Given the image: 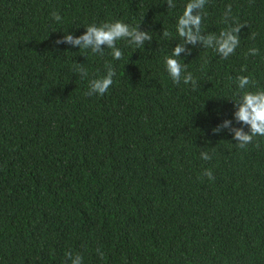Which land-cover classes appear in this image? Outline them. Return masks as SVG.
Returning a JSON list of instances; mask_svg holds the SVG:
<instances>
[{"label": "trees", "instance_id": "trees-1", "mask_svg": "<svg viewBox=\"0 0 264 264\" xmlns=\"http://www.w3.org/2000/svg\"><path fill=\"white\" fill-rule=\"evenodd\" d=\"M187 2L0 0V264H65L68 251L82 264H264V137L241 149L212 131L226 119L249 131L232 99L240 75L264 90V0H207L204 35L247 26L227 59L186 45L195 89L165 65ZM115 21L152 40H118L120 60L55 43ZM106 64L113 84L86 95Z\"/></svg>", "mask_w": 264, "mask_h": 264}, {"label": "clouds", "instance_id": "clouds-1", "mask_svg": "<svg viewBox=\"0 0 264 264\" xmlns=\"http://www.w3.org/2000/svg\"><path fill=\"white\" fill-rule=\"evenodd\" d=\"M169 8H174L175 4L173 0H167ZM207 0H188L184 6L182 15L178 17L176 30L179 37L182 38V43H178L171 52V55L165 57V65L168 74L171 76L174 83L179 84L183 79L184 84L191 83L195 89L197 81L194 79L191 72H187L186 75H182L185 72V66L181 65L177 57H181L182 53L188 51L186 45H195L198 42L203 44L204 48H212L221 58L227 59L232 55L240 43L241 29L246 24L236 23L234 26L220 31L219 35L208 33L204 35L201 29L203 16L206 13L203 12L204 6ZM231 15V5L227 6V10L224 13V22L228 23V18ZM52 17L60 21L61 16L58 12H53ZM170 33L167 30L163 31L162 38H167ZM256 33H251V38L254 39ZM127 40L130 45L142 47L145 41H151L152 37L148 31H141L140 27H132L123 23L122 21L105 22L97 25L95 23L86 27V32L80 36H74L71 33L64 35L63 39L56 40V44L68 43L73 46H79V48L90 49L92 53H99L103 55L102 46L106 45L111 49V55L114 59L120 60L123 56L122 51L117 47L116 42L118 40ZM259 49H249V54L257 55ZM190 54V52H189ZM107 74L103 77L92 79L89 81L88 91L85 93L88 96L99 94L103 96L110 86L113 84V77L116 75L115 70L110 64H106ZM74 71L78 72L81 78L88 75L87 70L80 63H76ZM246 71V68L242 69ZM239 91L235 94L234 102L236 111L234 113L237 123H242L249 128L248 132H245L243 127H232L231 120H224L218 127L213 128V133H218L224 128H228L230 132H234L233 139L237 141L236 146L238 148H246V146L253 142V138L256 136L264 137V90L248 91L246 90L249 85H254L256 82L249 76L240 75L235 78ZM255 147L259 148L260 144L257 141ZM200 156L204 160H210L211 156L202 151ZM202 175L207 176L210 180H214L215 177L211 169H205ZM97 253L103 258L104 254L97 249ZM71 264H82L83 258L80 254L75 256L71 251L65 253V264L68 262Z\"/></svg>", "mask_w": 264, "mask_h": 264}]
</instances>
